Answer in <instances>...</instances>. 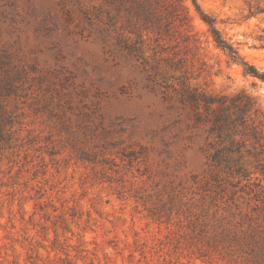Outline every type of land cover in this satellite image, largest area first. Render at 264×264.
<instances>
[{
    "label": "rangeland",
    "instance_id": "obj_1",
    "mask_svg": "<svg viewBox=\"0 0 264 264\" xmlns=\"http://www.w3.org/2000/svg\"><path fill=\"white\" fill-rule=\"evenodd\" d=\"M148 2L0 0V264H264V0Z\"/></svg>",
    "mask_w": 264,
    "mask_h": 264
},
{
    "label": "trees",
    "instance_id": "obj_2",
    "mask_svg": "<svg viewBox=\"0 0 264 264\" xmlns=\"http://www.w3.org/2000/svg\"><path fill=\"white\" fill-rule=\"evenodd\" d=\"M105 1L112 3L114 0ZM142 1L144 3L149 1L148 4L150 5V9L151 11H154L156 9L155 7L161 6L163 0ZM203 19L210 26V32L213 36L216 46L223 52H225L232 62L241 64L244 67L246 74L252 75L264 81V73H260L254 66L250 65L240 56L239 51L222 36L218 29L215 28L214 22L206 16H203ZM205 101L207 104H209L212 99L206 98ZM220 102L224 104V100L221 99ZM232 107L234 109V112L232 114L226 113L225 106L220 107L219 113L214 114L215 119L210 129L211 133L217 135V137L221 139L224 131H232V135H235L237 133L235 131V128L237 125H239L244 129L241 133L249 139L257 143H260L262 140H264V131L258 126L252 127L250 129L247 128V123L249 121L247 119V116L252 110L253 100L244 95L238 96L232 100ZM232 135L231 137H228L231 140V146L228 148V151L230 152L235 151V145H238V143H236L235 140L232 138ZM241 147L242 146H239L237 148L240 149ZM212 161L218 165L224 164L229 169L232 167L231 162L225 158V155L222 150H217L212 155ZM241 171L242 167H238V172L241 173Z\"/></svg>",
    "mask_w": 264,
    "mask_h": 264
}]
</instances>
